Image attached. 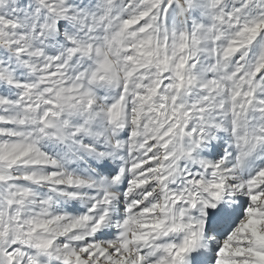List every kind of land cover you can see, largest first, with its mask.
I'll list each match as a JSON object with an SVG mask.
<instances>
[{"label":"snow or ice","instance_id":"snow-or-ice-1","mask_svg":"<svg viewBox=\"0 0 264 264\" xmlns=\"http://www.w3.org/2000/svg\"><path fill=\"white\" fill-rule=\"evenodd\" d=\"M0 264H264V0H0Z\"/></svg>","mask_w":264,"mask_h":264}]
</instances>
